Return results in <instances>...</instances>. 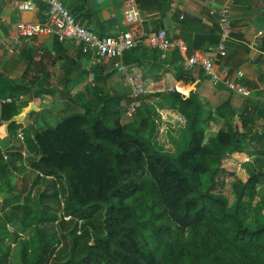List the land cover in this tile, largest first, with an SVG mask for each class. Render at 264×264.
Instances as JSON below:
<instances>
[{
  "label": "trees",
  "instance_id": "trees-1",
  "mask_svg": "<svg viewBox=\"0 0 264 264\" xmlns=\"http://www.w3.org/2000/svg\"><path fill=\"white\" fill-rule=\"evenodd\" d=\"M184 40L191 55L215 45L219 35L195 37L193 47ZM180 53H171L175 65ZM157 60H163L159 51ZM165 60L164 66L171 61ZM123 61L146 67L135 49ZM98 67L92 69L96 84L110 77L96 75ZM150 78L161 86L163 77ZM27 84L0 75V98L26 95ZM68 97L67 110L76 104L79 111L56 126L25 131L26 141L10 148L28 150L33 179L13 184L14 159L0 150V196L11 195L0 210V264H264V197L257 204L264 194V127L254 118L264 108L245 109L239 125L230 102L213 109L194 85L153 89L135 115L126 95L104 91L82 105ZM159 109H175L186 121L184 141L172 136V148L158 142ZM214 114L225 127L206 142ZM15 115L1 118L0 127L20 142L16 132L23 125ZM234 153L248 156L244 179L226 165ZM41 175L52 179L43 184Z\"/></svg>",
  "mask_w": 264,
  "mask_h": 264
},
{
  "label": "crops",
  "instance_id": "crops-1",
  "mask_svg": "<svg viewBox=\"0 0 264 264\" xmlns=\"http://www.w3.org/2000/svg\"><path fill=\"white\" fill-rule=\"evenodd\" d=\"M127 1L62 0L79 24L93 30L100 37L115 35L129 29L141 31L143 37L153 36L162 30L169 35L172 32V37H177L173 40L171 53L179 48L177 42L187 46L185 38L193 47L195 37L218 35L217 17L211 15V12L227 11L233 18V32L228 55L220 63V68L230 73L243 70L245 73L243 83L253 89L251 97L238 95L222 85H213L199 67L187 71L184 63L188 52L180 51L182 62L176 65L170 53L165 61L173 62H167L164 66L163 60L155 61L157 50L148 49L142 44L135 49V56L141 58L146 67L140 68L138 64H132L131 67L150 77L154 75L163 77L161 86L154 83L150 92L157 87L165 91L167 88L186 91L194 85L198 86L202 98L210 103L213 109L230 102L238 111L235 121L239 125L241 124L239 114L245 109L251 107L254 109L255 106L264 108V0H137L144 20L143 24L137 27L125 24L123 20L122 11ZM44 10V5H38L34 11L27 12L22 9L21 0H0V37L14 36L19 22H41L44 19ZM54 39L49 36L34 38L23 44L21 52L16 56L0 52V75L14 81L28 82L29 91L26 95L20 98L10 97L15 100L14 103L0 102V120L3 117L10 118L17 112L14 118L23 125V129H19L16 135L18 137L22 134L25 141L27 136L25 131L32 133L45 129L49 122L47 116L51 117L53 112L60 113L66 110L55 107L53 95L57 91H60L62 97L70 95L75 99L77 95L76 100L80 105L104 91L130 97L129 86L115 69L116 59H105L98 65L99 73L96 75L109 74L110 77L103 83L96 84L92 69L89 68L88 57L81 52V46L69 42H59L60 45H55ZM197 51L200 50L196 49L194 52ZM31 111H35L34 116H30ZM159 113L167 117L165 123L168 125L178 122L180 124L183 121L182 124H186L184 117L175 109H159ZM254 118L258 128H263L264 116L258 110ZM9 123L10 121L7 124ZM224 127L225 120L214 114L206 131V142L216 137ZM179 130L173 134L176 139H179ZM10 137L7 127H0V150L4 157L10 156L14 159L13 165L10 166L13 173L12 183L19 182L18 187H21L24 179L31 177V173L26 176L27 172H32L25 163L28 150H10L12 146L19 148V143H22L20 140L16 141L14 135L13 139ZM10 142L16 143L17 146L12 143L11 145ZM2 182L0 180V186ZM3 196L11 197L10 194H4L1 196L2 199Z\"/></svg>",
  "mask_w": 264,
  "mask_h": 264
},
{
  "label": "built area",
  "instance_id": "built-area-1",
  "mask_svg": "<svg viewBox=\"0 0 264 264\" xmlns=\"http://www.w3.org/2000/svg\"><path fill=\"white\" fill-rule=\"evenodd\" d=\"M21 1L22 9L27 12L34 11L38 5H44V19L37 23L19 22L14 36L0 37V52L3 51L8 56H16L21 52L23 44L37 37L49 36L56 38L60 43L79 44L81 52L88 57L90 69L98 66L105 59H116L115 69L130 88L131 102L128 112L131 115L137 114L141 99L150 93L154 81L149 76L137 72L125 64L123 56L125 52L144 44L148 49L159 51L163 60L168 59L174 42L165 30L148 37H143L141 31L136 29L100 37L93 30L79 24L62 0ZM122 14L127 25L137 27L144 22L141 6L137 0H128ZM211 15L217 17L219 41L205 52L197 51L186 56L185 69L192 71L199 67L213 85H222L229 91L249 98L253 94V89L243 83L244 71L237 70L230 73L228 70L220 68V63L229 52L233 18L225 10L212 11ZM177 46L181 52H188V47L185 44L177 42ZM0 102L8 104L14 103L15 100L7 98ZM18 139L22 143L25 142V137L22 134L18 135Z\"/></svg>",
  "mask_w": 264,
  "mask_h": 264
},
{
  "label": "rangeland",
  "instance_id": "rangeland-1",
  "mask_svg": "<svg viewBox=\"0 0 264 264\" xmlns=\"http://www.w3.org/2000/svg\"><path fill=\"white\" fill-rule=\"evenodd\" d=\"M53 97H54V99H55V101H56V104H55V107L56 108H58L59 110L61 109V108H64V109H66L67 110V106H65L64 104H68V106H71L72 105V103H71V100H70V98L68 97V96H66V97H62L61 96V94H60V91H57V92H55V94L53 95ZM75 99H77L78 100V96L76 95L75 96ZM69 103H71V104H69ZM63 105V106H62ZM71 108H73L74 109V107H71ZM80 110V107H78L76 104H75V109L74 110H67V111H64V113L63 112H60V113H54L53 112V115L51 116V117H48L47 116V120L49 121L47 124H48V126H56L64 117H66V116H68V115H70L71 113H73V112H76V111H79ZM165 114V113H164ZM160 115H161V113H160ZM166 118L167 117H165V115L163 116V113H162V115H161V120H162V122H161V126H160V130H159V139H158V142L161 144L162 142H164L163 144H161V145H168L170 148H172L173 147V145H171V143H169V141L170 140H174V138L172 137L173 136V134L177 131V130H179V132H181L182 130H181V128H182V126H180V125H184V124H182L183 122H181L180 124H178V123H174V124H167V123H165V120H166ZM135 119H137V116H135ZM239 121H240V119H239ZM185 126V125H184ZM178 132V133H179ZM178 136H179V141H181V142H183L184 140V136L182 135H180V134H178ZM175 145V144H174ZM247 160H248V157L245 155V154H240V153H234L233 155H230L227 159H226V165L228 166V168L231 170V171H234L235 173H236V175H237V177L238 178H240V179H244V178H246V176H247V171H246V169H245V166H246V163H247ZM31 172H27V174H26V176H28L29 174H30ZM32 175L33 176H36V173H32ZM33 176H31L30 178L31 179H33L34 177ZM41 177H43V176H41ZM28 178V177H27ZM49 179H52V178H49ZM49 179H44V177H43V184H46L47 183V181H49ZM5 197H7V196H5ZM263 197H264V194L263 195H261L260 194V196H259V198H258V202H257V204L260 206V204H261V202H263ZM3 198H4V196H3ZM5 199V198H4ZM4 199H2V197L0 196V210H1V206H2V204H3V201H4ZM231 200H233L232 199V196H231V198H230ZM2 203V204H1ZM67 219H69V218H67ZM253 221L254 222V220H255V217H254V215H251L250 216V221ZM81 223V222H80ZM9 230L12 232V231H14V230H17V228L14 226V228H12V227H10L9 228ZM20 233H22L24 236H29V235H31V231L29 230V231H22V230H18ZM6 243H11V248H15L14 247V244H13V242L11 241V239L10 238H8L7 240H6ZM63 247L66 245V243L63 241ZM59 247L60 248H63L62 247V245H59ZM15 264H19L18 262H14ZM13 263V264H14Z\"/></svg>",
  "mask_w": 264,
  "mask_h": 264
},
{
  "label": "water",
  "instance_id": "water-1",
  "mask_svg": "<svg viewBox=\"0 0 264 264\" xmlns=\"http://www.w3.org/2000/svg\"><path fill=\"white\" fill-rule=\"evenodd\" d=\"M170 36H171V37L173 36V33H172V32H170Z\"/></svg>",
  "mask_w": 264,
  "mask_h": 264
}]
</instances>
